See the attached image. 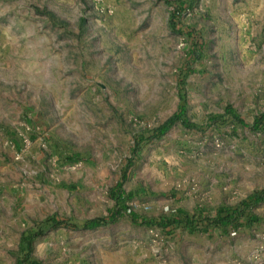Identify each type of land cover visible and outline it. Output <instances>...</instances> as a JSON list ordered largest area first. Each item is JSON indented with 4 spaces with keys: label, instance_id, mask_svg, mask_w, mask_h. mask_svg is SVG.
<instances>
[{
    "label": "rangeland",
    "instance_id": "obj_1",
    "mask_svg": "<svg viewBox=\"0 0 264 264\" xmlns=\"http://www.w3.org/2000/svg\"><path fill=\"white\" fill-rule=\"evenodd\" d=\"M187 1L0 0V168L9 162H2L1 155L6 135L25 134L22 139L36 136L43 144L53 139V148L62 146L73 163H89L103 174L98 188L88 184L84 189V210L77 211L84 220L46 226L34 243V260L264 264V201L253 206L259 221L252 226L190 233L183 227L169 231L145 225L146 219L173 216L175 204L166 198L171 202L157 208L151 195L139 196L134 190L129 204L139 220L129 211L96 229L80 225L108 215L110 190L131 161L127 192L137 187L131 183L134 171L143 186L162 184L170 190L174 182L185 196L199 185L205 200L212 202L205 209L211 216L219 209L216 194L218 204L236 207L264 191V129L253 130L226 115L231 107L252 124L264 113V10L258 9L257 0H197L193 7ZM177 6L183 10L174 18ZM191 31L202 47L201 57H191L197 45ZM183 99L187 118L198 127L178 123L135 153V137H147ZM49 162L15 159V178L4 170L0 177H10L15 188L29 189L34 203L70 208L64 195L59 201L46 199L49 183L59 182L56 174L47 181L29 174L30 167ZM75 172L67 174L71 183L56 187L81 189ZM95 180L88 178L89 183ZM3 182L0 264H17L21 244L15 239L11 210L4 208L8 204L13 210L14 205L3 198ZM91 191L95 201L85 202Z\"/></svg>",
    "mask_w": 264,
    "mask_h": 264
},
{
    "label": "crops",
    "instance_id": "obj_2",
    "mask_svg": "<svg viewBox=\"0 0 264 264\" xmlns=\"http://www.w3.org/2000/svg\"><path fill=\"white\" fill-rule=\"evenodd\" d=\"M257 1H259L258 9L261 8L262 10H264V0ZM21 136L27 138L25 134L16 136L15 134H12L6 135L5 137L4 144L6 145V148L1 154L3 155L2 162L7 160L8 158L9 162L8 164L1 166L0 168V171L4 170L6 172L5 176L9 175L10 177L15 178V159L18 160L20 163L23 162L26 158L30 157L33 160L37 159L42 161H45V158H49V164L43 165L42 168L37 169L30 167L29 174L35 177H42L46 180L48 179L49 175L53 173L57 175L59 182L68 184V182H70L68 177H71L70 175H67L68 172L74 174V171L77 170V172H75L74 177L76 180H78V183H82V188H72V186L70 185L69 187L67 186L68 188H65L64 191H60L61 189H58L56 187L58 186L59 182L51 181V183H49V185H51V188L49 186V188L45 189V192L47 194L46 199L49 198L51 201H59L61 195H64L66 197V200H70L72 207L67 208L65 206H59V203L57 205H42L39 203L32 202L34 201L32 199L33 194L29 189H22L21 187L15 188V181H12L10 177H0V179L4 181L3 188H1L3 189V198H6V200L9 199L14 205L13 210L8 206V204H4V208H9V210H11L9 214L10 219L15 220V239L18 241V244H21V239L25 232L36 229V226L38 224L45 222L46 220H49L52 217H56L59 220H71L72 222L84 220L82 217L77 216V211L79 209L84 210V199L86 198V196H84V189L88 184H90L92 187L94 186L98 188L100 185L99 179L103 178V174L100 173L98 169H94L93 165H90L89 163H73L72 159L69 157L70 155L68 154V152H66V150H63L62 146L58 147L57 149H54L53 139H49L43 144V141H41L39 137L34 136L35 138L33 139V141H28L27 139H22ZM25 142L28 145L27 150L24 147ZM57 162H59V164H64V166L60 167ZM71 164H74L76 168H70L69 166ZM61 171H63V173H66L67 171L68 172L64 175ZM90 176H94L96 178L95 182L91 181V183H89L88 178ZM139 178L140 174L134 171L131 176V183H133V185L135 184L137 187H131L128 189V191L132 192L135 190L139 192V196H145L146 194L151 195L152 199L154 200L153 203L157 208H162V206H165L167 202H171L165 200L166 198H168L169 200L172 199L171 203L175 204L174 210H185L190 213H194L199 208L210 209L208 207L212 205V202H208L209 199L205 200L206 198H204L203 194L199 192L198 189L202 188L199 185H196L195 191H193L192 193H188V195L185 196V192L183 190H180V188L174 186V182L173 185L170 187V190H165L162 184H158L156 188L153 186L151 188L148 186L146 187V185L143 186V183H138ZM38 193L44 194V192L42 191H39ZM94 193V191H91L92 197L90 199H86L85 202H94ZM43 194L40 195L41 198H45ZM216 195L213 196V199H215L216 201L215 207L220 208L224 205L222 203L218 204V196ZM79 199L80 202L78 201ZM111 200L112 202H110L108 199L107 203L110 202L111 205L109 206V209L105 215L109 213V210L115 207V201L112 198ZM22 227H26V230H23Z\"/></svg>",
    "mask_w": 264,
    "mask_h": 264
},
{
    "label": "trees",
    "instance_id": "obj_3",
    "mask_svg": "<svg viewBox=\"0 0 264 264\" xmlns=\"http://www.w3.org/2000/svg\"><path fill=\"white\" fill-rule=\"evenodd\" d=\"M196 1L197 0H188L187 4H189L188 6L193 7ZM182 10V7L177 6L173 17L177 18ZM172 27L174 30H177L178 24L175 22V19H172ZM180 31L184 32L183 29ZM195 34V31L189 32L190 37H193L194 41L197 43L191 51V57L193 58L201 57L203 54L202 47L198 45V39L195 40ZM226 115L234 117L239 123L244 126L251 127L253 130L264 129V113L257 116L252 124H248L244 119L238 116L231 107L227 109ZM178 123H182L189 129L198 127L187 118V108L184 99L182 100V104L179 109L164 123L155 128L147 137L145 134L135 137V147L133 151L135 153L138 152L147 140L151 141L153 139L163 137ZM132 166L133 164L131 161L122 173L120 181L110 190V196L115 201V207L109 210L107 216L95 218L83 224L80 223L81 227L91 230L103 225L112 224L124 217L129 211L134 220H139L138 215L133 212L129 204V202L135 198L136 193L127 192L125 189V182L128 180V171L132 168ZM263 201L264 191L251 195L247 200L243 201L236 207L221 206L214 216L208 214V211L204 208H199L194 213H190L185 210H174L175 214L173 216H165L156 220L146 219L143 220V223L147 226L156 225L169 231L183 227L190 233L207 232L212 227L220 228L223 231H228L230 228L239 229L242 227L252 226L259 221V218L254 216L251 211L253 206ZM68 223V220H59L56 217H52L49 220L37 225L36 229L25 232L21 239V255L17 264H41L37 260H34L31 256L35 241L44 235V229L46 226L56 228L67 226ZM73 226L78 227L75 225Z\"/></svg>",
    "mask_w": 264,
    "mask_h": 264
}]
</instances>
